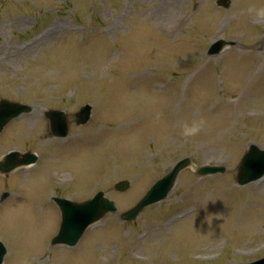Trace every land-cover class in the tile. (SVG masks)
<instances>
[{"label":"rangeland","instance_id":"obj_1","mask_svg":"<svg viewBox=\"0 0 264 264\" xmlns=\"http://www.w3.org/2000/svg\"><path fill=\"white\" fill-rule=\"evenodd\" d=\"M226 1L0 0V99L32 106L0 133V161L37 155L29 169L0 174L2 264L264 256V182L236 183L249 145L264 149V0ZM218 38L234 45L208 56ZM84 104L92 114L77 125ZM46 109L65 111V138L51 136ZM184 157L225 171L186 168L166 198L131 222L117 218ZM119 180L130 188L115 191ZM100 190L117 212L76 246L49 247L59 223L51 196L83 201Z\"/></svg>","mask_w":264,"mask_h":264},{"label":"water","instance_id":"obj_2","mask_svg":"<svg viewBox=\"0 0 264 264\" xmlns=\"http://www.w3.org/2000/svg\"><path fill=\"white\" fill-rule=\"evenodd\" d=\"M218 4L225 5L224 0H219ZM225 44H231V42L218 40L212 44L208 50V55L217 54ZM30 110V106L0 100V131L12 118L17 117L21 113L29 112ZM90 110L91 107L89 105L83 106L76 113V122L78 124L87 122L90 117ZM45 116L49 119L50 130L53 136L65 137L67 135L68 126L63 112L49 110L45 112ZM34 160L35 158L29 155H24L19 159L16 153H12L6 156L4 163H0V170L7 172L20 164H28ZM188 166H191L189 158L178 161L165 176L157 180L150 187L147 193L131 209L121 213L119 218L121 220H132L146 206L165 198L173 187L178 173ZM223 170L224 168L222 167L203 166L197 170V174L206 175L222 172ZM263 173L264 150H260L255 145H251L249 152L245 154L239 165L237 182L239 184L247 183L257 179ZM128 187V181H119L115 184V189L119 191H124ZM55 201L60 208L62 220L57 235L51 240V246L56 244L74 245L90 223L101 218L107 212L115 211L113 202L106 199L102 192H98L92 199L83 203H75L64 199H55ZM4 254L5 248L0 243V263L2 262ZM249 264H264V258Z\"/></svg>","mask_w":264,"mask_h":264},{"label":"bare ground","instance_id":"obj_3","mask_svg":"<svg viewBox=\"0 0 264 264\" xmlns=\"http://www.w3.org/2000/svg\"><path fill=\"white\" fill-rule=\"evenodd\" d=\"M26 167H29V166H26ZM260 181H256V182H254V184L256 185V187L257 186H260V183H259Z\"/></svg>","mask_w":264,"mask_h":264}]
</instances>
